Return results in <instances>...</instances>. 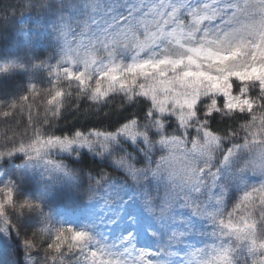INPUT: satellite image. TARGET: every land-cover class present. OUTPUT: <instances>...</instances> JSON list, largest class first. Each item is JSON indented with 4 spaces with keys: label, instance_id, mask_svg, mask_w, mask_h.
<instances>
[{
    "label": "snow or ice",
    "instance_id": "snow-or-ice-1",
    "mask_svg": "<svg viewBox=\"0 0 264 264\" xmlns=\"http://www.w3.org/2000/svg\"><path fill=\"white\" fill-rule=\"evenodd\" d=\"M0 264H264V0H0Z\"/></svg>",
    "mask_w": 264,
    "mask_h": 264
}]
</instances>
